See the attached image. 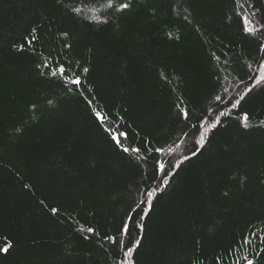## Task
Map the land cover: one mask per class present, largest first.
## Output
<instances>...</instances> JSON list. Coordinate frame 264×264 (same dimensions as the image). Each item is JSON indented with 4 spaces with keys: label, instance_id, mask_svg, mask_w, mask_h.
Returning <instances> with one entry per match:
<instances>
[{
    "label": "trees",
    "instance_id": "obj_1",
    "mask_svg": "<svg viewBox=\"0 0 264 264\" xmlns=\"http://www.w3.org/2000/svg\"><path fill=\"white\" fill-rule=\"evenodd\" d=\"M262 45L264 0H0V264H264Z\"/></svg>",
    "mask_w": 264,
    "mask_h": 264
},
{
    "label": "snow or ice",
    "instance_id": "obj_2",
    "mask_svg": "<svg viewBox=\"0 0 264 264\" xmlns=\"http://www.w3.org/2000/svg\"><path fill=\"white\" fill-rule=\"evenodd\" d=\"M120 7H121V9H126V8L129 7V4H128V3H123V4H121ZM261 47L264 48V45H262ZM74 83H77V84H78L79 81H78V80H77V81H74ZM96 118H97V120H100L101 122H103V118L100 116L99 113L96 114ZM112 139H113L114 142H116L117 144H119V141L117 140V138H116L115 136H113ZM201 142H202V141H201ZM123 151L128 152L129 150H128L127 148H125V149H123ZM133 151H137V150H136V149H133ZM161 167H162V166H161ZM151 195H152V194L150 193V194H149V199L151 198ZM55 211H56V209H53V212H55ZM88 231H89V232H92L93 229L89 228ZM8 251H9L8 248H0V252H4V253H6V252H8ZM130 252H131V249L128 248V249H127V252H126V255H127L128 253H130ZM247 264H253L252 260H248Z\"/></svg>",
    "mask_w": 264,
    "mask_h": 264
},
{
    "label": "rangeland",
    "instance_id": "obj_3",
    "mask_svg": "<svg viewBox=\"0 0 264 264\" xmlns=\"http://www.w3.org/2000/svg\"><path fill=\"white\" fill-rule=\"evenodd\" d=\"M182 147V146H181ZM178 150V149H177Z\"/></svg>",
    "mask_w": 264,
    "mask_h": 264
}]
</instances>
